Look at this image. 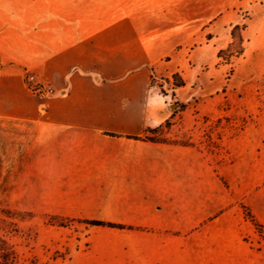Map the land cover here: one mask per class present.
I'll return each instance as SVG.
<instances>
[{"label":"crops","instance_id":"0c3cea01","mask_svg":"<svg viewBox=\"0 0 264 264\" xmlns=\"http://www.w3.org/2000/svg\"><path fill=\"white\" fill-rule=\"evenodd\" d=\"M31 1L0 0V117L55 177L49 193L63 185L86 195L96 221L129 227L102 229L119 238L111 246L121 264H264L239 211L203 218L200 152L128 138L166 122L151 112V67L189 46L224 0H43L54 1L51 32L46 8L38 23L26 20ZM23 69L52 94L33 95Z\"/></svg>","mask_w":264,"mask_h":264},{"label":"rangeland","instance_id":"374dc122","mask_svg":"<svg viewBox=\"0 0 264 264\" xmlns=\"http://www.w3.org/2000/svg\"><path fill=\"white\" fill-rule=\"evenodd\" d=\"M41 2L31 1L26 20L38 23L46 8L51 32L54 1ZM236 25L243 27L242 54L218 57L237 46ZM151 71V112L167 118L148 137L202 154L203 218L234 208L244 219L245 209L264 219V0H224L189 46L171 49ZM175 73L183 87H173ZM23 74L33 95L52 94L35 69ZM9 129L0 117V264H121L111 246L119 238L86 224L96 221L86 195L64 193L63 185L61 193H49L55 177L41 173ZM245 240L264 250V227Z\"/></svg>","mask_w":264,"mask_h":264},{"label":"trees","instance_id":"16d2710c","mask_svg":"<svg viewBox=\"0 0 264 264\" xmlns=\"http://www.w3.org/2000/svg\"><path fill=\"white\" fill-rule=\"evenodd\" d=\"M243 30V27L236 25L233 27V30L231 32V36L234 37V31L238 32V44L237 46H235V48L230 45L226 50H221L218 52V57H221V55L229 53V54H234L235 57H238L242 54L243 52V48H242V43H243V38L240 34V32ZM172 79L175 80L177 79L178 81H176L175 83H173V87L174 88H180L184 86V81L180 79L179 75L177 73L172 75ZM151 86H153V76H151ZM166 125H168V123H166ZM155 129H147L145 132V135L142 138L139 137H128V138H132L135 140H144V141H149V142H163L166 143L165 141H159L157 139L148 137V134L150 132H153ZM245 214L244 217L246 220H248L255 229H259L261 228V225L258 224V222L256 221L255 217L253 216V214L248 210L245 209ZM86 224H88L89 226L92 227H107V228H112V229H125V228H129L126 227L124 225L121 224H115V223H106V222H101V221H86ZM59 226H62V224H58Z\"/></svg>","mask_w":264,"mask_h":264}]
</instances>
